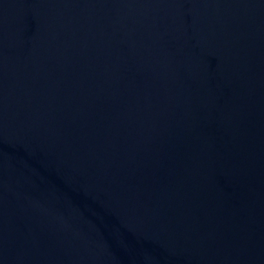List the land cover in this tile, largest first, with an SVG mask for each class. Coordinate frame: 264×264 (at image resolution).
I'll use <instances>...</instances> for the list:
<instances>
[{
  "label": "water",
  "instance_id": "95a60500",
  "mask_svg": "<svg viewBox=\"0 0 264 264\" xmlns=\"http://www.w3.org/2000/svg\"><path fill=\"white\" fill-rule=\"evenodd\" d=\"M0 264H264V0H0Z\"/></svg>",
  "mask_w": 264,
  "mask_h": 264
}]
</instances>
